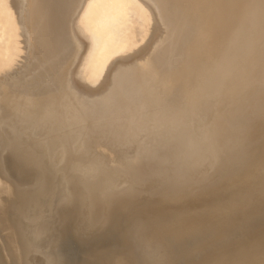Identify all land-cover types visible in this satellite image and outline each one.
I'll return each mask as SVG.
<instances>
[{
    "label": "bare ground",
    "instance_id": "bare-ground-1",
    "mask_svg": "<svg viewBox=\"0 0 264 264\" xmlns=\"http://www.w3.org/2000/svg\"><path fill=\"white\" fill-rule=\"evenodd\" d=\"M25 1L0 264H264V0Z\"/></svg>",
    "mask_w": 264,
    "mask_h": 264
},
{
    "label": "rangeland",
    "instance_id": "rangeland-1",
    "mask_svg": "<svg viewBox=\"0 0 264 264\" xmlns=\"http://www.w3.org/2000/svg\"><path fill=\"white\" fill-rule=\"evenodd\" d=\"M26 5L27 2L25 0H0V71H2L5 67L9 66V64L13 62V60L15 61L18 58L17 56H19L22 50L26 32L25 29L23 28L22 20H20V14L24 12ZM58 67L61 70L64 68V66L62 65H58ZM9 168L11 171V175H10L11 178L8 181L7 186L16 191V193L20 198V201L22 200L24 203L25 202L27 203L29 200L27 199L26 194H24L25 184H23V182L18 178V176L10 166ZM24 217L26 218L28 225L34 228L33 221L29 219L25 215V213H24ZM49 242L50 239H48L45 242V244L46 243L48 244ZM112 245L113 244L106 245L109 246L110 252L112 249L120 250V248L117 245H113V246ZM111 246L112 247L117 246L118 249L117 248L111 249ZM109 249L108 247L103 248L100 245H96L85 255L79 249H77V251H80L81 254H78L77 259L75 260L74 263L101 264V261L105 260L109 256L107 254L109 253L107 252L109 251ZM44 264H52V262L47 261Z\"/></svg>",
    "mask_w": 264,
    "mask_h": 264
},
{
    "label": "snow or ice",
    "instance_id": "snow-or-ice-1",
    "mask_svg": "<svg viewBox=\"0 0 264 264\" xmlns=\"http://www.w3.org/2000/svg\"><path fill=\"white\" fill-rule=\"evenodd\" d=\"M113 2H115V0H88V3L93 6L113 3Z\"/></svg>",
    "mask_w": 264,
    "mask_h": 264
}]
</instances>
